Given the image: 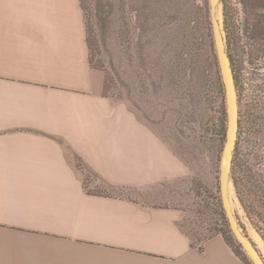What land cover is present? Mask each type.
<instances>
[{"label": "crops", "instance_id": "1", "mask_svg": "<svg viewBox=\"0 0 264 264\" xmlns=\"http://www.w3.org/2000/svg\"><path fill=\"white\" fill-rule=\"evenodd\" d=\"M159 134L94 94L78 0H0V264H246L221 235L195 243L181 211L85 187L175 172Z\"/></svg>", "mask_w": 264, "mask_h": 264}, {"label": "rangeland", "instance_id": "2", "mask_svg": "<svg viewBox=\"0 0 264 264\" xmlns=\"http://www.w3.org/2000/svg\"><path fill=\"white\" fill-rule=\"evenodd\" d=\"M78 1L82 4L93 72L104 82L103 93L125 101L142 122L160 135L170 146L177 161L175 172L178 171L162 182L131 187L108 184L93 171L82 168L85 187L148 204L175 207L181 211V228L195 243L221 235L235 246L224 211L225 221L218 207L219 203L222 208L218 175L225 138L217 135L215 126L220 112L224 110L226 114V106L208 0ZM228 2L234 28L242 24L250 37H261L263 34L260 31L257 35L253 24L262 22L264 3ZM98 3L108 13L102 22L95 18ZM218 19L222 20L223 28L220 7ZM260 27L261 24L258 31ZM251 52L244 50L238 63L239 111L246 115L243 120L248 132L242 134L239 145L248 168L260 174L263 186L260 192L245 182L241 193L253 206V217L264 233V206L260 199L264 195V139L256 149L254 133L247 130L252 115L253 118L264 116V53L256 54L257 60H253ZM256 151L262 155V162L252 158ZM230 199L243 231L261 241L257 248L264 257V242L231 188Z\"/></svg>", "mask_w": 264, "mask_h": 264}, {"label": "trees", "instance_id": "3", "mask_svg": "<svg viewBox=\"0 0 264 264\" xmlns=\"http://www.w3.org/2000/svg\"><path fill=\"white\" fill-rule=\"evenodd\" d=\"M264 3V0H260ZM81 3V1H80ZM81 8H82V4ZM109 12V11H108ZM96 19L97 21H104L105 17L108 15L107 11H103V6L102 4L98 3L97 8H96ZM222 16H223V30L225 32V38H226V44H227V51L231 60V67L233 70L234 78H235V84L238 86V63H241V56L244 50H251V54H254V57L252 58L253 60H257V55L256 54H263L264 53V14H263V20L260 23H254L253 27L257 31V35H259V32L263 35L257 36V37H250L248 34L246 26L243 28L242 24H239V27L234 28V22H233V15L230 13V8H229V2L228 0H222ZM259 24L262 25L260 27V30L258 31ZM86 38V44H87V50H88V63L90 66V72H91V89L94 94L101 95V96H106L110 97L107 92H104V82L98 80L93 72V67H92V59H91V48L88 44L87 41V33L85 34ZM258 54V55H259ZM189 63H192L189 61ZM195 61V60H194ZM193 61V62H194ZM257 66V64H256ZM217 86V84H215ZM219 87V85H218ZM243 118H246V115L244 114L242 116V113L239 111V130H238V139L236 143V148L233 154V159H232V171H231V176H232V183L234 187L235 194L244 209L247 217L251 221L253 227L255 230L259 233L262 241L264 242V233L261 232V227L259 226L258 222L255 220L253 217L254 215V210L253 206L247 202V200L244 198L243 194L241 193V188L245 187V182L248 183L250 187H256L258 191L260 189L262 190L263 183L261 181V176L257 171H251L248 166V162L245 159V154L241 152L240 149V137L242 134H248L246 133V127L244 125V120ZM243 120V121H242ZM226 122V114L224 110L220 112V118H219V123L215 126L216 130L215 132L217 135H220L221 137H225V126L224 123ZM247 130L251 131L254 133L255 140H254V146H258L256 149H259L260 146H262V141L264 139V116H254L251 117V124ZM214 132V130H213ZM245 135V137H246ZM252 158L257 161V162H262L263 157L261 154H259L257 151L253 153ZM79 170L81 168H84L81 163H78L76 165ZM88 169V168H84ZM89 170V169H88ZM91 171V170H89ZM84 183V182H83ZM85 185V184H84ZM89 191L95 193V194H106L109 195V193H105L104 191H97V189H90ZM262 192V191H260ZM111 195V194H110ZM260 199L262 200V205L264 206V195L260 196ZM218 207L220 209V215L223 218L222 214V208L220 207L218 203ZM225 221V219H224ZM227 223V220L225 221ZM263 222V221H262ZM228 225V224H227ZM230 231V230H229ZM228 233V232H227ZM231 234V232H230ZM232 235V234H231ZM223 239L225 242L229 245V247L233 250L235 255H237L239 258H241L246 264H251L248 258L244 255L238 244L236 243L235 246L231 245L229 243L228 238L226 236H223Z\"/></svg>", "mask_w": 264, "mask_h": 264}, {"label": "water", "instance_id": "4", "mask_svg": "<svg viewBox=\"0 0 264 264\" xmlns=\"http://www.w3.org/2000/svg\"><path fill=\"white\" fill-rule=\"evenodd\" d=\"M209 16L213 44L224 88L226 106L225 139L219 162L218 186L221 206L227 220L228 228L244 255L251 264H264V257L253 239L240 226L229 198V189L234 191L232 183V159L236 148L239 130V102L231 60L227 51L226 38L222 28V20L217 18V7H220L222 19V0H208Z\"/></svg>", "mask_w": 264, "mask_h": 264}, {"label": "bare ground", "instance_id": "5", "mask_svg": "<svg viewBox=\"0 0 264 264\" xmlns=\"http://www.w3.org/2000/svg\"><path fill=\"white\" fill-rule=\"evenodd\" d=\"M218 13H219V6L217 7V18H218ZM229 198H230V189H229ZM230 201H231V199H230ZM231 203H232V202H231ZM231 205H232V204H231ZM250 235H251V234H250ZM252 236H253V235H252ZM253 239L255 240L257 246L259 247L261 241H259V239H258L257 236H255V238H253Z\"/></svg>", "mask_w": 264, "mask_h": 264}]
</instances>
